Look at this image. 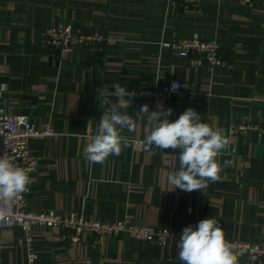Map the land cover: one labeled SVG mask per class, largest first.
I'll list each match as a JSON object with an SVG mask.
<instances>
[{
    "label": "crops",
    "instance_id": "0c3cea01",
    "mask_svg": "<svg viewBox=\"0 0 264 264\" xmlns=\"http://www.w3.org/2000/svg\"><path fill=\"white\" fill-rule=\"evenodd\" d=\"M63 22L119 42L62 55L47 47L45 31ZM194 34L217 40L225 67L195 66L162 45ZM171 79L189 85L196 96L134 97L128 113L135 116L143 104L156 110L160 101L172 108L170 120L191 107L202 122L222 130L230 144L217 157L220 179L203 192L173 190L167 177L179 169V149H147L144 121L124 133L129 146L119 156L103 163L86 159L102 115L98 93L108 96L115 83L135 91ZM0 81L7 84L5 102L15 113L55 133L29 142L38 158L29 209L127 219L180 234L213 217L225 239L264 248V134L250 130L231 140L229 132L233 125H264V0H201L196 9L167 0H0ZM225 160L231 161L227 167ZM34 234L35 264H181L176 245L128 235L111 236L101 246L52 228ZM0 264H27L21 228L1 232Z\"/></svg>",
    "mask_w": 264,
    "mask_h": 264
},
{
    "label": "built area",
    "instance_id": "2783aa9c",
    "mask_svg": "<svg viewBox=\"0 0 264 264\" xmlns=\"http://www.w3.org/2000/svg\"><path fill=\"white\" fill-rule=\"evenodd\" d=\"M201 0H167L168 3L184 8L196 9ZM250 3L251 0H237ZM119 39L100 30H88L71 23L51 25L45 31V43L50 49L63 54L71 53L77 47L94 48L97 44L114 45ZM173 54L186 57L195 66L206 65L210 69L225 67L220 57V45L216 39H202L198 34L190 38H178L162 43ZM180 87L171 91L173 82ZM8 87L0 81V156H6L13 164L25 169L29 176L37 170L38 158L29 149L32 139H43L55 135L51 128L37 127L25 114L15 113L5 102ZM135 98H194L196 93L187 84L178 79L156 81L149 88L135 90ZM250 130L264 134V125L241 124L230 127L231 140ZM30 191L18 195L11 203L0 201V208L11 211L0 217V234L4 229L21 228L25 233L27 264H35L37 254L33 247L35 229H56L73 240L91 238L98 245H106L111 236L128 235L137 239L151 241L159 246L177 245L181 234L169 229L134 223L127 219L114 222L96 219L84 212L58 213L55 210L36 211L29 209L27 195ZM227 240V239H226ZM229 241V240H227ZM231 242V241H230ZM237 245V261L247 259L248 264H263L264 248L256 244L234 241Z\"/></svg>",
    "mask_w": 264,
    "mask_h": 264
},
{
    "label": "clouds",
    "instance_id": "9594fccd",
    "mask_svg": "<svg viewBox=\"0 0 264 264\" xmlns=\"http://www.w3.org/2000/svg\"><path fill=\"white\" fill-rule=\"evenodd\" d=\"M113 87L114 91L108 96L98 93L102 115L94 136L85 148L88 161L103 163L110 155L119 156L129 146V138L124 133L135 132L137 121H144L147 149H179V169L167 177L168 183L174 186L173 190L203 192L209 182L220 179L222 166L217 157L221 149L230 144L222 130L202 122L200 112L191 107L177 119L170 120L172 108L165 109L160 101H157L156 110L150 111L149 105L143 104L135 116L130 115L128 109L135 91L116 83ZM179 87L174 81L171 91H178ZM230 164L231 161L225 160L223 167ZM30 183L31 177L25 169L13 164L5 155L0 156V201L10 205L18 195L27 191ZM10 211V207L0 208V217ZM176 246L181 264H237V245L225 239L223 229L213 217L184 227Z\"/></svg>",
    "mask_w": 264,
    "mask_h": 264
}]
</instances>
